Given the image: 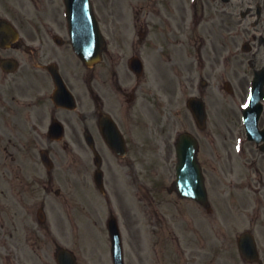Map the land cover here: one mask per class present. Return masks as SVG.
<instances>
[{
  "label": "flooded vegetation",
  "instance_id": "af4514ba",
  "mask_svg": "<svg viewBox=\"0 0 264 264\" xmlns=\"http://www.w3.org/2000/svg\"><path fill=\"white\" fill-rule=\"evenodd\" d=\"M91 2L104 46L101 58L87 65L74 49V35L86 34L81 38L87 42L99 39L90 37L95 30L83 19L79 28L72 25L66 0H0V151L33 156L47 150L63 169L66 165L61 178L65 171L73 177V169H82L77 173L87 179L88 173L92 177L90 172L102 169L104 182L111 186L130 182L133 171L138 174L133 156H139L146 201L155 193L148 188L152 150L172 167L168 192L175 194L178 205L179 134L190 131L198 138L197 156L209 181L212 160L225 154L214 150L218 142L211 127L197 130L190 99L201 98L210 118V99L215 92L233 90L228 85L232 75L247 97L252 81L264 70V0ZM249 53L251 61L244 56ZM262 103L260 127L264 96ZM239 140L240 160L251 173L235 187L240 208L246 202L244 191L257 195L252 223L260 229L264 151L245 131ZM19 171L13 168L16 180ZM7 172L2 169L0 177ZM151 172L157 179L161 176L158 166ZM44 185L48 188L46 181ZM155 187H161V180ZM9 203L14 210L8 212L14 227L10 234L4 232L5 208L0 204V264H51L52 245L58 242L51 223L21 200ZM261 250L258 264H264ZM81 254V260L76 254L77 262Z\"/></svg>",
  "mask_w": 264,
  "mask_h": 264
},
{
  "label": "rangeland",
  "instance_id": "374dc122",
  "mask_svg": "<svg viewBox=\"0 0 264 264\" xmlns=\"http://www.w3.org/2000/svg\"><path fill=\"white\" fill-rule=\"evenodd\" d=\"M244 56L250 57L249 61H251L252 53ZM247 67L251 68L249 64ZM231 78L234 85L233 95L227 91L215 92L212 101L210 99L212 131L218 142L214 150L219 152L223 149L225 152L222 154L224 157H220L219 154L218 160H212L209 166L212 168L209 177L213 187L211 205L215 210L216 218L215 222L213 221L215 225L213 222H208L205 217L207 209L203 207H191L190 211L195 214V217L189 216V220L184 215L176 213L172 202L168 201L172 195L163 188L165 186L167 190L169 187L172 167H168L165 160L162 162L160 157L150 150L147 162L150 173L149 191H153L155 183L161 180L160 191H155L159 199L157 204L152 203L150 194L149 199L146 201L143 199L145 189L140 180L136 181L137 174L134 171L128 185L123 180L120 185L111 186L109 184L110 193L114 198V207L119 215L127 264H249L237 254V238L248 227L255 228L258 244L264 249V227L261 226L258 229V226L254 227L252 223L253 208L256 205L254 197L257 195L252 191H244L243 199L247 203L244 201L243 207L240 208V193L236 190V185L232 184L236 180H241L243 175L250 174L251 171L247 168L244 159L240 160L233 148V143L236 142L235 136L240 132L239 115L236 110L239 102L244 99L246 91L245 88L239 86L240 83L235 75ZM150 115L154 117L156 112L152 109ZM204 156L206 157L205 154ZM133 158L136 159L134 169L138 168L140 171V157L134 155ZM19 159L18 164L13 163L12 156H7L0 151V167L7 169L8 166L11 168L15 165L23 171L20 166L22 165L24 172L30 176V180L45 177L46 169L41 163L39 164L37 156L35 158L21 156ZM34 159L37 160L36 163ZM35 164H39L36 171L34 170ZM157 166L161 173L159 179L155 178L151 172ZM65 168L66 165H64ZM64 169L57 165L53 170V175L57 178L56 187H61L60 197L52 194L53 196L47 199V209L51 213L54 235L57 237L58 234L61 235L58 239L60 243L66 242L79 253L82 250L83 258L80 264H112L104 225L109 217V207L103 202L100 191L89 173L87 179L85 177L83 179L77 173L82 169H73L80 180L78 181L70 178V172L65 171V179L61 181L59 178L62 177ZM90 173L93 176V172ZM12 179L10 175L4 179L6 197L24 196L30 204L43 200L41 197L44 189L39 185L36 184L35 187L21 185L18 188ZM22 180L23 178L19 179V181ZM226 194H228L227 197ZM185 206L188 208L186 204ZM10 211L7 207L5 208L4 232L8 234L13 231V220L7 213ZM183 211L188 212L189 210ZM100 217L104 218L100 220V224L103 223V225L98 227L95 220H99ZM262 217L264 218V212ZM80 226H83L81 230L78 229ZM177 235L181 237L185 246L191 247V252L184 251V245V247L177 246ZM80 238H82V244ZM81 245L82 248H80ZM52 250L54 253V243Z\"/></svg>",
  "mask_w": 264,
  "mask_h": 264
},
{
  "label": "water",
  "instance_id": "95a60500",
  "mask_svg": "<svg viewBox=\"0 0 264 264\" xmlns=\"http://www.w3.org/2000/svg\"><path fill=\"white\" fill-rule=\"evenodd\" d=\"M86 56H87V54H86ZM111 233L113 235L114 244H115L114 249H115V251H117L120 248V234H119L118 226H117L115 220H113L111 223Z\"/></svg>",
  "mask_w": 264,
  "mask_h": 264
}]
</instances>
